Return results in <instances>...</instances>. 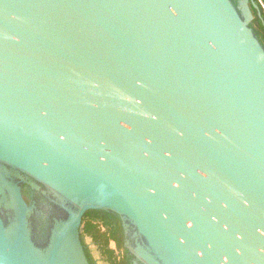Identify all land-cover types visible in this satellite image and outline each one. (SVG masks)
I'll return each instance as SVG.
<instances>
[{"label": "water", "instance_id": "1", "mask_svg": "<svg viewBox=\"0 0 264 264\" xmlns=\"http://www.w3.org/2000/svg\"><path fill=\"white\" fill-rule=\"evenodd\" d=\"M246 6L0 0V169L69 205L47 232L46 199L27 189L32 212L16 186L0 264H89L91 210L127 221L145 264H264V46ZM86 221L91 263L120 264L113 218Z\"/></svg>", "mask_w": 264, "mask_h": 264}, {"label": "flooded vegetation", "instance_id": "2", "mask_svg": "<svg viewBox=\"0 0 264 264\" xmlns=\"http://www.w3.org/2000/svg\"><path fill=\"white\" fill-rule=\"evenodd\" d=\"M4 167H1L0 171L2 173V179L4 185H2V190H1V195H0V205L3 203L4 200V205L6 206V209L13 214L15 213V208H16V192L17 188H19V193L21 194L22 198L24 201L27 203V205L33 206L32 212L38 211L37 209V203L35 201V195H40L46 199L48 206L45 207V210H48V226L46 227V231L49 232L55 224V220L57 219H63L67 216V210L65 209L68 204H64V206H61V203H59V199L57 196L54 195V193L47 188L46 186L35 182L31 177H29L27 174L15 170L9 166L3 165ZM27 189L29 191H32L34 193V198L35 199H28L26 196ZM67 205V206H66ZM66 206V207H65ZM91 211H96L97 213H107L109 214L112 218L113 221L108 224V227H110V232L109 234L110 241H114L116 245L118 244H123L124 245V250L122 251V255L120 258H123L120 264H145L140 257H138L134 251L130 250L129 244H131L133 247L138 248L140 243H142L141 238L137 236L135 233V229L131 227L127 223V221H124L120 216L117 214L108 212V211H103V210H91ZM88 211V212H91ZM87 212V213H88ZM86 213V214H87ZM86 214L83 217V222L82 226L80 229L79 237L80 241L83 245V250L85 253V256L89 262V264H92L89 255L87 253V248L85 245V238H84V232L85 229L88 227V221H86ZM96 215V214H93ZM3 216V215H2ZM4 217V216H3ZM5 219V218H4ZM93 219V218H92ZM29 224H31V219L28 216ZM111 221V220H110ZM5 225L7 226L8 223L5 220ZM30 228H32L30 226ZM48 236V235H47ZM46 233H45V241L47 239ZM39 247H43L39 242H36Z\"/></svg>", "mask_w": 264, "mask_h": 264}, {"label": "crops", "instance_id": "3", "mask_svg": "<svg viewBox=\"0 0 264 264\" xmlns=\"http://www.w3.org/2000/svg\"><path fill=\"white\" fill-rule=\"evenodd\" d=\"M234 3L237 5V7L239 8H245V6L247 4H250V7L249 5H247V9L252 13V18H251V21H250V24L251 26L253 27V29L255 30V32L257 33V30L255 29L256 28V25L255 23L257 22L258 24H260V27L264 29V14L260 13L259 11V5L258 6H255L254 3H250L251 0H233ZM264 2V0H263Z\"/></svg>", "mask_w": 264, "mask_h": 264}, {"label": "rangeland", "instance_id": "4", "mask_svg": "<svg viewBox=\"0 0 264 264\" xmlns=\"http://www.w3.org/2000/svg\"><path fill=\"white\" fill-rule=\"evenodd\" d=\"M250 3H254L255 6H258L259 5V11L260 13L264 14V6L261 5V3L259 2V0H251ZM249 5L250 7V4H247ZM256 25V30H257V36L259 38V40L261 41V43L263 44L264 46V29L260 27V24H258L257 22L255 23Z\"/></svg>", "mask_w": 264, "mask_h": 264}, {"label": "built area", "instance_id": "5", "mask_svg": "<svg viewBox=\"0 0 264 264\" xmlns=\"http://www.w3.org/2000/svg\"><path fill=\"white\" fill-rule=\"evenodd\" d=\"M259 2L261 3L262 6H264L263 0H259Z\"/></svg>", "mask_w": 264, "mask_h": 264}]
</instances>
